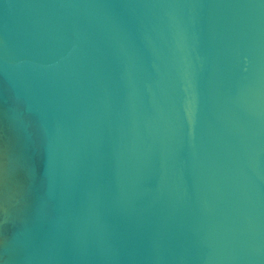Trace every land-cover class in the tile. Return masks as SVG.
<instances>
[{"label": "water", "instance_id": "95a60500", "mask_svg": "<svg viewBox=\"0 0 264 264\" xmlns=\"http://www.w3.org/2000/svg\"><path fill=\"white\" fill-rule=\"evenodd\" d=\"M0 264H264V0H0Z\"/></svg>", "mask_w": 264, "mask_h": 264}]
</instances>
